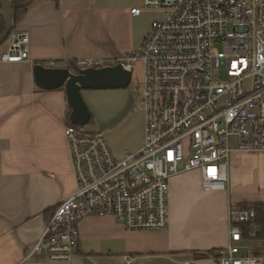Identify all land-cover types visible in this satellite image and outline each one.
I'll use <instances>...</instances> for the list:
<instances>
[{
	"label": "built area",
	"instance_id": "2783aa9c",
	"mask_svg": "<svg viewBox=\"0 0 264 264\" xmlns=\"http://www.w3.org/2000/svg\"><path fill=\"white\" fill-rule=\"evenodd\" d=\"M147 9L164 16L123 62L143 100L144 144L117 156L104 132L68 117L77 189L55 206L26 259L70 262L80 247V225L92 216L114 217L128 230L166 229L173 177L199 170L202 190L222 191L234 151H264V0H144L131 13ZM7 42L2 61L29 58L27 30L16 27ZM73 62L74 71L115 64ZM229 217L230 241L218 250V264H264L248 245L258 234L255 208L233 206Z\"/></svg>",
	"mask_w": 264,
	"mask_h": 264
},
{
	"label": "crops",
	"instance_id": "0c3cea01",
	"mask_svg": "<svg viewBox=\"0 0 264 264\" xmlns=\"http://www.w3.org/2000/svg\"><path fill=\"white\" fill-rule=\"evenodd\" d=\"M136 1L143 0H32L17 26L30 34L29 58L2 61L8 42L0 46V264H218V250L230 241V208L264 206V151H234L225 190H202L199 170L189 171L192 186L184 181L185 173L170 180L166 229L128 230L114 217L92 216L80 225V247L70 262L44 255L25 258L55 206L77 189L65 136L71 111L65 88L37 86L34 66L69 68L78 58L124 62L152 27L137 24L146 10L132 14L140 7ZM132 127L141 139L121 152L106 136L117 156L143 146L142 107ZM253 158L260 159L256 174L246 165ZM258 234L248 242L249 250L264 258L261 225ZM125 255L132 257L130 263Z\"/></svg>",
	"mask_w": 264,
	"mask_h": 264
},
{
	"label": "water",
	"instance_id": "95a60500",
	"mask_svg": "<svg viewBox=\"0 0 264 264\" xmlns=\"http://www.w3.org/2000/svg\"><path fill=\"white\" fill-rule=\"evenodd\" d=\"M2 13L6 29L0 36V46L4 44L16 28L10 0H2ZM37 86L45 90L65 88L70 105V120L73 124L89 125L93 114L86 103L82 91L88 89L127 88L133 79L132 71L123 62L96 68L73 71L68 67H48L36 64L33 69Z\"/></svg>",
	"mask_w": 264,
	"mask_h": 264
},
{
	"label": "rangeland",
	"instance_id": "374dc122",
	"mask_svg": "<svg viewBox=\"0 0 264 264\" xmlns=\"http://www.w3.org/2000/svg\"><path fill=\"white\" fill-rule=\"evenodd\" d=\"M124 1L132 3L134 0ZM143 1L139 4L136 1L135 4L142 6ZM147 11L149 10H146L137 22L142 27L151 25L152 20L162 19L164 16L160 11L151 10L149 13ZM140 71L141 67L135 65V73L138 72L140 76ZM82 94L93 114L92 123L88 126L93 130L104 132L116 152L123 151L121 148L126 149L131 147L141 139L139 129L137 127L133 129L132 126L134 123H137L143 100L140 91L134 89L132 84L127 88L88 89L83 90ZM127 115L129 117L125 122V116ZM246 165L256 174L260 166V159L256 160L253 158ZM191 175L190 172H186L184 181L192 186L194 183L191 182Z\"/></svg>",
	"mask_w": 264,
	"mask_h": 264
},
{
	"label": "trees",
	"instance_id": "16d2710c",
	"mask_svg": "<svg viewBox=\"0 0 264 264\" xmlns=\"http://www.w3.org/2000/svg\"><path fill=\"white\" fill-rule=\"evenodd\" d=\"M31 1L32 0H10L11 7L13 10L15 27H17L20 24V22L22 21V19L26 15V13L28 11L29 4L31 3ZM5 29H6V23H5L3 13H2V6H0V36L4 33ZM8 39H9V37H8ZM69 68H74V62L70 63ZM247 207L255 208V210L257 212L256 222L258 223V225H261L264 228V206L259 205V204H255L253 206H247ZM243 226L245 228V236H248L249 223L244 224ZM260 234L261 233H259L258 235H260ZM201 255H203V254H201Z\"/></svg>",
	"mask_w": 264,
	"mask_h": 264
}]
</instances>
